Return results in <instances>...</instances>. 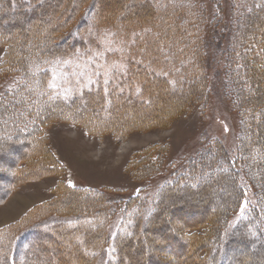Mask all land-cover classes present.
Segmentation results:
<instances>
[{"label": "trees", "instance_id": "obj_1", "mask_svg": "<svg viewBox=\"0 0 264 264\" xmlns=\"http://www.w3.org/2000/svg\"><path fill=\"white\" fill-rule=\"evenodd\" d=\"M122 1L125 5L116 2L106 7L103 0H0V26L8 23L5 20L10 13H21V17L8 23L15 25L14 29L0 31V45L5 47L0 72L18 76L17 87L0 96V155L10 148L19 149L14 158L10 157L8 170H0V199L10 185L34 180L42 172L55 169L57 161L43 132L54 121H70L93 132L122 135L125 131L166 126L195 104H205L209 45L225 62V92L239 116L237 156L231 160L220 142H212L207 151L190 162L186 174L179 173L175 180L161 186L145 217L146 221L156 219L155 225L142 224V229L150 239L155 233V237L166 240L163 246L170 255L168 261L173 260L174 264H245L244 257L239 255L242 244L249 246L252 258L259 257L264 264V0H240L230 21L225 7L219 6L220 16H215L211 28L214 34L211 43L206 39L207 18L199 0ZM87 16H92L90 21ZM25 18L37 22L23 27L20 20ZM79 29L82 34H78ZM77 49L85 52L103 49L108 51L107 59L114 58L126 68L117 73L115 82L114 79L112 84L108 82L110 87L93 83L87 88L78 87L69 95L54 93L47 85L49 68L44 65ZM120 87L130 92L119 90ZM79 97L82 101L77 100ZM15 139L22 140L15 142ZM159 148L156 144L139 152L141 156L135 157L131 165H137L130 171L132 176L149 178L156 171V163L162 157L153 155L158 152L162 155ZM241 171L253 186L257 203L231 225L229 217L243 196L239 185ZM188 181L196 183L184 184ZM229 186L233 198L232 194L224 195L221 208H209L200 199L202 212L198 214L189 209L194 205L192 198L181 193L188 188L189 192L206 196L208 191L224 193ZM55 190L50 201L35 205L29 216L26 214L37 222L18 231L14 246L48 235L51 227H59L56 229L59 238L78 234L77 227H70L69 221L86 220L89 216L95 219L107 213L108 199L100 194L63 182ZM168 200L170 205L166 204ZM124 202L129 214L138 208L132 200ZM169 206L185 212L189 219L180 221L175 210L166 216ZM46 216L55 222L43 224ZM96 227L92 224V230L100 231ZM132 227L136 231L134 223ZM88 232L83 231V243H73L74 251L90 247L86 241ZM131 233L129 236L125 232L123 246L130 244L128 238L140 240L139 235ZM167 239L175 247L169 248ZM34 245L32 252L46 253L40 240ZM0 247L3 260L0 264H15L14 247L9 241ZM141 250L139 246L138 251ZM146 250L144 262L151 263L154 257ZM84 254L95 264L94 252ZM177 256L181 259L177 260ZM123 258L111 262L130 264Z\"/></svg>", "mask_w": 264, "mask_h": 264}, {"label": "rangeland", "instance_id": "obj_2", "mask_svg": "<svg viewBox=\"0 0 264 264\" xmlns=\"http://www.w3.org/2000/svg\"><path fill=\"white\" fill-rule=\"evenodd\" d=\"M239 1L224 0L221 4L220 0H199L198 3L205 10L206 24L208 25L206 39L210 43L214 37L211 28L214 21L216 22L215 16H220L219 8H223L222 5L225 7L227 21H230V16H235L238 11L236 8ZM116 2L123 4L122 0L112 2L111 0H103L106 7H110ZM94 9L96 10L97 6ZM19 17H21V13H10L7 15L5 22L10 23L11 19ZM90 17L92 16H87L86 20L90 21ZM20 22L22 23L21 26L24 27L28 24H35L37 20L25 18V20L21 19ZM8 23L0 26V31H11L16 27L15 25L9 26ZM77 24H79V20ZM79 28L81 29V27ZM78 34H82L81 30ZM114 42L118 45L117 41L114 40ZM208 47V64L205 70L208 86L207 101L203 105L195 104L189 112L174 118L170 124L162 127L153 126L125 131L122 135H115L110 132H93L88 127L84 128L70 121L58 120L52 122L43 130L47 147L53 159L57 161L55 169L49 173H40L41 176L34 180L24 181L18 185H10L7 193L0 199V245L8 240L11 247H14L12 250L14 251L15 264H92L90 261L92 259L87 258L84 254V251L90 252V250L95 253L93 259L95 264H112L111 261L121 257L131 261L130 264H174L172 259V263L168 261L170 255L165 251L167 247L163 246L166 240L157 236V234V237H155V233L153 239H150L149 234H146L142 229V224L143 226L147 224L148 227L155 225L156 219L146 221L145 217H147L149 207L153 205L156 194L165 182L175 180L179 173L186 174L190 162L201 152L207 151L215 140L220 142L231 160H235L237 156L239 116L233 108L231 99L225 92V62L222 57L215 55V52L212 51L213 47L210 48L209 45ZM107 52L103 49L86 52L77 49L47 62L44 67L48 65L49 68L48 82L51 80L55 85V87H51L52 91L69 95L78 87L87 88L93 83H101L110 87L109 83H113L112 79L115 82L118 78L117 73L121 72L118 66L122 64L114 58L107 59ZM4 53L5 47L0 45V64ZM54 73L55 78L53 79ZM17 80L18 76L15 74L0 72V96L12 92L17 87ZM106 80L109 83H105ZM119 90H124L126 93L130 92L125 87H120ZM77 100L82 101V98L79 97ZM135 114L137 113L135 112ZM17 140L22 139H15V142ZM23 140L29 141L25 138ZM156 144L160 146L159 149L162 151V155L159 152L153 155L162 157L160 163H156L154 168L156 171L149 178L142 177L141 179L132 176L130 171H134L137 166L131 167L133 160L141 156L139 152ZM21 149L26 151L27 148L23 147ZM15 151L18 152L19 149L10 148L5 155H0V167L3 169L0 168L1 171L8 170L6 166H9V160L15 157ZM10 172L8 171V173ZM60 182L74 188H83L91 194L104 196L108 199L107 213L98 215L95 219L89 216L86 220L71 221L72 224L69 226L77 227L78 234H68L67 237L59 238L57 233L59 230L56 231L59 227H51L53 229L49 231L48 235H41L36 240L20 242L18 246H14L18 231L25 228L27 224L37 222L34 218H27L26 214L35 205L50 201L56 193V185ZM194 183L196 182H184V184H191L190 186ZM239 185L242 188L243 196L239 206L229 217L228 222L231 225H234L242 217L240 214L242 202L248 201L245 205L244 214L257 203L254 188L242 171L239 174ZM5 187L6 185H4ZM230 188L232 187L229 186L224 193L208 191L209 193L206 196H199L195 191L189 192L188 188L181 193L187 198H192L194 205L193 208L189 207V209H194L197 211L195 214H198L202 212L201 204H198L200 199L201 203L205 202V206H209V208H221L224 206L222 200L224 195L228 194L229 196L232 194L231 198H233L234 193L230 191ZM127 199L132 200L133 205H138V208L130 214L127 213V208L124 207L126 206L124 201ZM137 200H140V203H137ZM170 203L171 201L168 200L166 204L170 205ZM172 208L169 206L166 209V216L175 210ZM176 212L178 213L176 215L180 216V221L189 219V216L184 215L185 212ZM135 218L137 221H134ZM21 219L28 222L23 223ZM50 220L55 222L54 218L51 219L46 216L43 224L49 225L47 222H50ZM128 221H131V223H128ZM40 222H43V220ZM91 223L100 227L102 232L96 231V229L92 230ZM133 223L136 231L132 230ZM172 225L174 224L172 223ZM84 230L89 231L86 241L90 247L78 248L77 251H74L73 243H79L77 237L83 240ZM131 231L139 235L140 240L136 241L133 237L128 238L130 244L123 246L122 240L125 232H129L130 236L133 235ZM171 239H167V242H169L167 244H170L168 245L169 248L175 247V243ZM38 240L44 243L46 248L44 255L31 251L36 247L34 244ZM100 243L102 246H100ZM139 246H142L141 251H138ZM145 247H148V249L146 250ZM241 247L243 251L241 250L239 255L244 257L245 264H262L259 257L252 258L251 254L248 253L249 246L244 247L242 244ZM145 250L155 259H152L151 263L144 262ZM176 259L180 260L181 257L177 256ZM1 261H3L2 257H0ZM231 263H233V260Z\"/></svg>", "mask_w": 264, "mask_h": 264}, {"label": "snow or ice", "instance_id": "obj_3", "mask_svg": "<svg viewBox=\"0 0 264 264\" xmlns=\"http://www.w3.org/2000/svg\"><path fill=\"white\" fill-rule=\"evenodd\" d=\"M109 35H110V33H109ZM119 67V70L120 71H124L125 70V68H126V66L125 65H119L118 66ZM166 74V73H165ZM55 78V73L53 74V79ZM108 81L106 80L105 81V83H107ZM48 87H55V85L52 83V81L50 80L49 82H48ZM137 91H139V89L137 88ZM225 130H227V129H225ZM69 184H71V182H69ZM248 203V201H244V202H242L241 203V205H240V214H241V216H243V214H244V211H245V205ZM69 223V225L71 226V224H72V222L71 221H69L68 222ZM128 223H131V221H128ZM78 241H80L81 243H83V241L81 240V238L80 237H77L76 238Z\"/></svg>", "mask_w": 264, "mask_h": 264}]
</instances>
